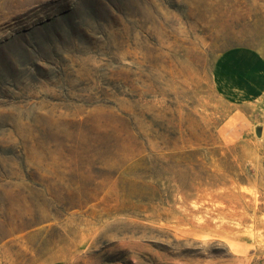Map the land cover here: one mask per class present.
Returning <instances> with one entry per match:
<instances>
[{
    "label": "rangeland",
    "instance_id": "obj_1",
    "mask_svg": "<svg viewBox=\"0 0 264 264\" xmlns=\"http://www.w3.org/2000/svg\"><path fill=\"white\" fill-rule=\"evenodd\" d=\"M237 48L264 63V0H0V264H264Z\"/></svg>",
    "mask_w": 264,
    "mask_h": 264
},
{
    "label": "crops",
    "instance_id": "obj_2",
    "mask_svg": "<svg viewBox=\"0 0 264 264\" xmlns=\"http://www.w3.org/2000/svg\"><path fill=\"white\" fill-rule=\"evenodd\" d=\"M215 78L220 94L232 100H245L263 87L264 63L254 51L232 49L218 58Z\"/></svg>",
    "mask_w": 264,
    "mask_h": 264
},
{
    "label": "water",
    "instance_id": "obj_3",
    "mask_svg": "<svg viewBox=\"0 0 264 264\" xmlns=\"http://www.w3.org/2000/svg\"><path fill=\"white\" fill-rule=\"evenodd\" d=\"M255 131H256V135H257V136H260V133H261V127H256Z\"/></svg>",
    "mask_w": 264,
    "mask_h": 264
}]
</instances>
